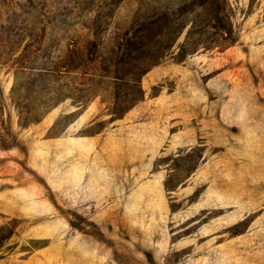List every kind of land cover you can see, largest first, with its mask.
Listing matches in <instances>:
<instances>
[{
  "label": "rangeland",
  "instance_id": "1",
  "mask_svg": "<svg viewBox=\"0 0 264 264\" xmlns=\"http://www.w3.org/2000/svg\"><path fill=\"white\" fill-rule=\"evenodd\" d=\"M0 264H264V0H0Z\"/></svg>",
  "mask_w": 264,
  "mask_h": 264
},
{
  "label": "trees",
  "instance_id": "2",
  "mask_svg": "<svg viewBox=\"0 0 264 264\" xmlns=\"http://www.w3.org/2000/svg\"><path fill=\"white\" fill-rule=\"evenodd\" d=\"M205 4V3H204ZM221 9H223V7H221V4L218 6V10L221 11ZM220 14L218 13L216 15V17H219ZM145 33L142 36H145L148 38L147 41H143L141 38V35H139V41H135V42H131L130 45H136L137 49H144L145 46H147L148 44H150V46H152V42H159L161 39V36L165 33V30L167 28V22H161V23H157V24H147V26H145ZM138 38V37H137ZM139 42V43H137ZM147 43V45H146ZM130 45L129 47L126 48V50L121 54L118 63L116 64V67L118 68H124L126 65L130 64L129 60H135V58L137 57V55H132V52L130 50ZM148 46V47H150ZM146 48V47H145ZM198 48V46L194 47L193 49H191L193 51H195ZM138 58V57H137ZM134 65L133 63H131V66ZM97 72L94 73L95 77L98 78L99 81H105V79H112V81L116 84V85H120L121 82H124V84H128L131 87V91L128 93L129 94V105L128 107H130L131 105L135 104L136 102H138L139 100L143 99V89L142 87L136 83L135 84H131V83H135V75H133L134 73L129 69L127 73L124 74H120L118 72H115V74L111 73L113 72L112 70L109 69V65L107 63H104L103 66H101L100 68L96 69ZM86 72V71H84ZM139 81V80H138ZM97 94L96 92H94L91 96ZM118 96H120V93L117 92ZM126 109H122V110H114L111 111V113H113L114 116L116 117H120L123 112Z\"/></svg>",
  "mask_w": 264,
  "mask_h": 264
}]
</instances>
